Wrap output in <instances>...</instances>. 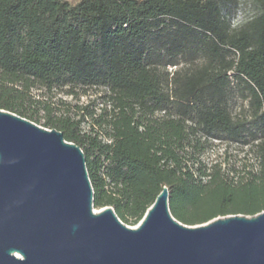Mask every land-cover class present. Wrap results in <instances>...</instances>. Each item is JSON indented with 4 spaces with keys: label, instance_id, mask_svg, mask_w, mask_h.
Here are the masks:
<instances>
[{
    "label": "trees",
    "instance_id": "16d2710c",
    "mask_svg": "<svg viewBox=\"0 0 264 264\" xmlns=\"http://www.w3.org/2000/svg\"><path fill=\"white\" fill-rule=\"evenodd\" d=\"M235 24L229 0H0V108L38 122L42 91L103 88L102 107L44 126L85 153L96 208L144 217L164 186L188 225L264 210V0ZM247 114H234L235 94ZM89 116L90 130L81 120ZM258 167L207 162L215 144Z\"/></svg>",
    "mask_w": 264,
    "mask_h": 264
},
{
    "label": "water",
    "instance_id": "95a60500",
    "mask_svg": "<svg viewBox=\"0 0 264 264\" xmlns=\"http://www.w3.org/2000/svg\"><path fill=\"white\" fill-rule=\"evenodd\" d=\"M169 200L136 227L97 210L82 148L0 108V264H264V210L188 225Z\"/></svg>",
    "mask_w": 264,
    "mask_h": 264
},
{
    "label": "rangeland",
    "instance_id": "374dc122",
    "mask_svg": "<svg viewBox=\"0 0 264 264\" xmlns=\"http://www.w3.org/2000/svg\"><path fill=\"white\" fill-rule=\"evenodd\" d=\"M72 4H76L80 0H66ZM229 4L233 13L236 14L234 20L235 24L241 23L247 16L254 13L253 0H229ZM105 90L103 88H90L88 90L76 89V94L69 95L66 90L42 91L35 89L32 92V99L27 103V107L31 113L35 115L38 122L36 124L44 126V124L61 115H68L72 120L77 121L82 119V114L87 110L80 109L81 106H88L89 110L99 109L104 105L103 95ZM246 101L237 93L231 100V108L234 114H247ZM92 119L85 116L81 120L80 127L83 131L90 130V123ZM48 129H52L46 127ZM203 159L207 162L220 161L227 167H235L242 169L244 165L250 168H257L259 160L257 154L250 150L247 146H242L236 143H221L216 141L215 144L204 154ZM100 210L101 208H96ZM139 223V222H138ZM136 224H128L136 227Z\"/></svg>",
    "mask_w": 264,
    "mask_h": 264
}]
</instances>
